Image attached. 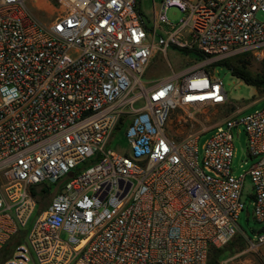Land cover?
I'll list each match as a JSON object with an SVG mask.
<instances>
[{
  "label": "built area",
  "instance_id": "obj_1",
  "mask_svg": "<svg viewBox=\"0 0 264 264\" xmlns=\"http://www.w3.org/2000/svg\"><path fill=\"white\" fill-rule=\"evenodd\" d=\"M141 6L0 0V264H208L239 234L248 177L264 223V109L237 120L235 107L202 161V134L179 141L170 129L174 115L209 122L230 105L207 66L245 52L264 61V0H153V27ZM172 7L184 14L176 25ZM171 47L194 66L147 87L152 59ZM240 126L259 160L237 177ZM123 130L129 150L108 149Z\"/></svg>",
  "mask_w": 264,
  "mask_h": 264
},
{
  "label": "rangeland",
  "instance_id": "obj_2",
  "mask_svg": "<svg viewBox=\"0 0 264 264\" xmlns=\"http://www.w3.org/2000/svg\"><path fill=\"white\" fill-rule=\"evenodd\" d=\"M162 1L163 0H155L157 6H160ZM153 10V0H142L141 11L146 16V21L150 27H153L151 20L154 15ZM39 16L45 21L50 20L51 18L47 13H41ZM167 17L171 24L176 25L184 18V14L178 8L172 7L168 10ZM257 17L260 21H264V14L260 13ZM156 42L159 43L160 38H158ZM240 58L248 62V68L254 77L264 78V61L255 60L252 57V54L248 52L232 56L228 59V61L238 60ZM195 62L196 55L194 53L187 54L183 50L171 47L169 48L167 54L162 52L155 54L145 73L144 82L147 87L154 86L160 83L163 79L172 76L174 73H181L189 69L194 66ZM206 71L223 80L231 102L230 105L211 111V114H209V122H204L205 116L202 115L198 116L199 123L193 122L181 124L178 123V115H174L172 116L170 123V129L174 131L179 141L185 140L190 134H202L198 142L201 161L203 159L204 147L206 143L217 132L216 129L212 128L221 122L224 117L229 115L235 107H241L243 101L251 100L256 91V87L249 86L245 82L233 76L231 70L223 66L221 63L207 66ZM257 89L261 92L264 91V87ZM136 106L137 108L142 107L143 101L139 102ZM251 113H255V110H248L244 112L237 117V120H241L245 115ZM202 123H206V125H203ZM205 128H209L211 130L203 134L202 132ZM124 133V130L119 132L117 137L108 145V149L120 154L126 153V151L129 150V143L126 140ZM234 148L235 154L232 170L235 176L241 177L249 172L252 166L259 160V158H253L249 155L248 136L244 131L243 126L234 129ZM87 166L88 164L81 166L76 170V172ZM251 194L252 182L250 177H248L245 181V187L242 195V200L245 203L246 208L240 214L238 219L239 234L222 249L217 264H222V262L228 260L232 261L233 264H242L246 259H250L253 256H256L255 258L260 264H264V255H260V250H262L264 254V245L256 251L252 247V244H258L260 236H264V223H260L254 219V207ZM35 216H37V212L34 217ZM32 221L29 224V228L31 227Z\"/></svg>",
  "mask_w": 264,
  "mask_h": 264
},
{
  "label": "trees",
  "instance_id": "obj_3",
  "mask_svg": "<svg viewBox=\"0 0 264 264\" xmlns=\"http://www.w3.org/2000/svg\"><path fill=\"white\" fill-rule=\"evenodd\" d=\"M245 53H247V52H245ZM238 55H240V54H238ZM228 59H230V58H228ZM228 59L221 62V64L223 66L227 67L228 69H230L233 76L237 77L238 79L245 82L249 86H253L256 88L264 87V78L254 77L248 68V62L246 60L240 58L238 60L228 61ZM221 251H222V249H220V250L212 249L210 252L208 264L209 263L210 264H217ZM4 257H6V255Z\"/></svg>",
  "mask_w": 264,
  "mask_h": 264
},
{
  "label": "crops",
  "instance_id": "obj_4",
  "mask_svg": "<svg viewBox=\"0 0 264 264\" xmlns=\"http://www.w3.org/2000/svg\"><path fill=\"white\" fill-rule=\"evenodd\" d=\"M164 80V79H163ZM241 110L244 112L248 110H255V112H258L262 109H264V91H260L256 88L255 93L253 94V97L249 101H243V104L241 107ZM259 108V109H258ZM254 253V252H253ZM260 255H264L262 250H260ZM256 256L251 257L250 259H246L242 264H260L256 258Z\"/></svg>",
  "mask_w": 264,
  "mask_h": 264
}]
</instances>
